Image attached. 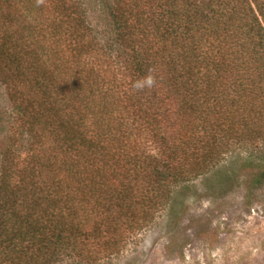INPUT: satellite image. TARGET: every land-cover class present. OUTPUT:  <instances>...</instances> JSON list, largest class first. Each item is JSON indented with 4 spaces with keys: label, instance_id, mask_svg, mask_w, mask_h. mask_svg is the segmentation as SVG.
<instances>
[{
    "label": "trees",
    "instance_id": "trees-1",
    "mask_svg": "<svg viewBox=\"0 0 264 264\" xmlns=\"http://www.w3.org/2000/svg\"><path fill=\"white\" fill-rule=\"evenodd\" d=\"M82 17L70 0H0L15 128L0 154V264L97 263L164 188L264 146V0H115L103 44ZM113 58L119 74L101 78ZM247 185V198L263 188L264 163Z\"/></svg>",
    "mask_w": 264,
    "mask_h": 264
},
{
    "label": "rangeland",
    "instance_id": "rangeland-1",
    "mask_svg": "<svg viewBox=\"0 0 264 264\" xmlns=\"http://www.w3.org/2000/svg\"><path fill=\"white\" fill-rule=\"evenodd\" d=\"M114 2L70 0L102 44L112 37L107 9ZM117 74L118 61L106 59L101 78ZM10 112L0 81V154L15 130ZM145 145L152 166L153 159L162 161L154 144ZM232 150L206 173L170 184L156 195L149 222L128 236L119 253L84 264H264V186L247 198L251 173L264 163V146Z\"/></svg>",
    "mask_w": 264,
    "mask_h": 264
},
{
    "label": "clouds",
    "instance_id": "clouds-1",
    "mask_svg": "<svg viewBox=\"0 0 264 264\" xmlns=\"http://www.w3.org/2000/svg\"><path fill=\"white\" fill-rule=\"evenodd\" d=\"M154 84V80L153 77L151 75L147 76L146 78H144L142 81H138L136 82L133 87L137 90H141L144 87H152Z\"/></svg>",
    "mask_w": 264,
    "mask_h": 264
}]
</instances>
